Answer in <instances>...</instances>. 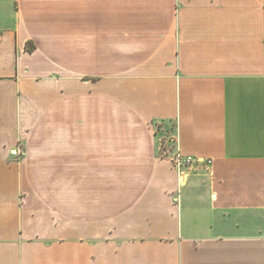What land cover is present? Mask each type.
<instances>
[{
  "label": "crops",
  "instance_id": "1",
  "mask_svg": "<svg viewBox=\"0 0 264 264\" xmlns=\"http://www.w3.org/2000/svg\"><path fill=\"white\" fill-rule=\"evenodd\" d=\"M0 264H264V0H0Z\"/></svg>",
  "mask_w": 264,
  "mask_h": 264
},
{
  "label": "rangeland",
  "instance_id": "2",
  "mask_svg": "<svg viewBox=\"0 0 264 264\" xmlns=\"http://www.w3.org/2000/svg\"><path fill=\"white\" fill-rule=\"evenodd\" d=\"M175 123L173 122H165V123H157L155 126L156 133L158 135L159 141L162 143V148L164 150L170 149L171 153L174 151L175 147ZM170 151L168 153H170ZM165 154V153H164Z\"/></svg>",
  "mask_w": 264,
  "mask_h": 264
},
{
  "label": "built area",
  "instance_id": "3",
  "mask_svg": "<svg viewBox=\"0 0 264 264\" xmlns=\"http://www.w3.org/2000/svg\"><path fill=\"white\" fill-rule=\"evenodd\" d=\"M195 162V159L192 158V157H181V156H176L175 159H174V163H175V166L178 168V169H181L183 167H187V166H190L192 165L193 163Z\"/></svg>",
  "mask_w": 264,
  "mask_h": 264
},
{
  "label": "trees",
  "instance_id": "4",
  "mask_svg": "<svg viewBox=\"0 0 264 264\" xmlns=\"http://www.w3.org/2000/svg\"><path fill=\"white\" fill-rule=\"evenodd\" d=\"M35 50H36V47H35L34 43L29 42V43L27 44V52H29V53H33ZM162 123H165V122H161V124H162ZM156 125H157V123H156ZM174 126H175V130H176V125H174Z\"/></svg>",
  "mask_w": 264,
  "mask_h": 264
}]
</instances>
